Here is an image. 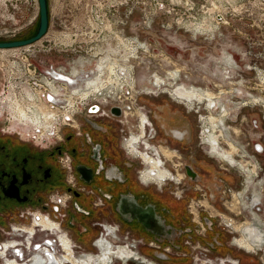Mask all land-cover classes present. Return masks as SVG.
<instances>
[{"label": "rangeland", "instance_id": "374dc122", "mask_svg": "<svg viewBox=\"0 0 264 264\" xmlns=\"http://www.w3.org/2000/svg\"><path fill=\"white\" fill-rule=\"evenodd\" d=\"M205 1L47 0L48 28L34 46L39 49L42 48L41 45H46L45 41H50L51 47L55 48L52 44L53 38L61 35L58 40L63 43L60 44L62 48L74 49L84 54L90 43L99 48L106 41L112 48H116L119 41L113 35L119 32H122L126 41L138 44L134 55L103 57L106 66L110 63L113 65V59H117L124 68H128V73H132L134 86H126L118 93L121 100H118V94L111 95L114 98H107L108 101L99 106L104 111L115 105L123 109L120 119L125 122L124 128L127 129L123 135L125 139L133 134L137 135L139 113H144L147 118L150 116L156 123H160L177 117L182 120L188 112L187 121L193 128L196 139L192 140V145L189 144L193 148H188L185 154L179 153L175 147L172 148L175 151L171 158L175 169L173 174L180 178V182H171V187L162 188L164 193L169 195V192L186 190L182 197L187 205L193 206L191 209H204L225 230L228 228L221 223L225 218L232 221L235 227L253 225L260 231L264 243V0H216L220 4L214 2L215 0H207L213 4H205ZM37 11V4L31 2L26 5L18 2L11 4L9 13L14 14L15 20L12 28L18 31L10 39L31 37L39 17L32 23L28 22ZM1 14L0 12V18ZM22 23L25 26L19 27L23 26ZM2 28L0 22V30ZM91 49V52L96 50L94 47ZM9 51L10 49H0V65L5 66L4 60L9 58ZM88 55L71 57L52 51L42 54L39 59L61 67L65 72L72 66L71 71H77L75 74L78 75L82 68L86 73L90 69L94 70L93 67L100 58ZM84 60L86 62L82 66ZM1 73L0 70V82ZM156 78L160 79L158 86L155 84ZM179 86L199 92L203 100L206 92H209L213 95L214 103L184 101L179 104L178 100L165 92L173 91ZM107 89L106 93H111ZM0 96V103L9 104L3 100L1 88ZM22 97L25 99V95ZM11 115L12 124L17 118L13 112ZM211 116L222 119V123L217 120L218 130H214L215 134L224 132L218 137L219 146L227 151H232L231 147H235L232 152L233 159L239 162L244 168L243 171L247 167L252 169L255 165L257 176L246 179L237 166L231 167L216 158L211 154L209 146L197 139L200 131L209 130L206 122ZM200 117L202 119L199 121ZM13 127H18L23 133H30L35 129L24 130L19 125ZM146 129L144 140L149 142L148 127ZM138 147L140 151H147L152 155L140 142ZM130 152L132 160L142 162ZM221 153L227 154L224 150ZM191 156L198 160L194 169L202 176L197 184L187 181L181 169L184 163H189ZM169 164L170 162H166L164 167L170 168ZM139 169L144 171V165ZM246 184L249 188L248 202L247 207H244L240 203L243 202L242 197L238 198L236 194L232 197V194L240 193ZM254 192L259 194V213L255 211L256 206L251 205ZM228 233L229 247L219 251L228 254V257L231 254L229 258L221 257L226 260L224 264H233L232 260H236L237 264H264L263 249L248 253L238 246L233 247L231 238L240 235V232ZM113 239L114 235L109 234L108 240L111 242ZM135 239L129 237L128 241ZM124 241L127 242L125 238ZM141 247L150 257L152 254L157 257L162 252L158 248L144 245Z\"/></svg>", "mask_w": 264, "mask_h": 264}, {"label": "flooded vegetation", "instance_id": "af4514ba", "mask_svg": "<svg viewBox=\"0 0 264 264\" xmlns=\"http://www.w3.org/2000/svg\"><path fill=\"white\" fill-rule=\"evenodd\" d=\"M26 38L29 37L20 39ZM178 88L187 90L194 100L208 103L206 95L203 100L199 92L183 86L174 90ZM173 91L165 90L179 104L187 100L173 96ZM12 100L24 104L21 98ZM106 111L100 106L87 109L86 115L78 117L71 127L59 130L53 143L46 146L9 132L5 117L0 116V264H107L114 262L115 256L132 255L126 249L110 252L113 244L129 237H137L144 246L162 249L158 255L162 257L155 258L161 264H217L228 255L219 252L229 247L228 231L220 228L204 209H191L193 206L182 197L186 190L169 195L163 191L171 182H180L178 176L170 175L175 170L172 148L185 154L196 139L187 121L188 112L182 120L177 117L160 123L143 113L140 124L145 119L150 124L148 142L144 140L146 127L141 139L139 122L137 135L126 141L123 135L127 129L120 119L123 109L119 105ZM7 113H11L8 108ZM197 139L204 141L216 158L237 166L246 179L257 176L255 165L252 169L246 166L244 171L240 164L236 165L232 157L235 147L227 151L218 142L200 138V134ZM139 142L151 154L157 153L163 167L170 162L168 170L164 167L169 175L162 182L155 176L157 171L154 173L141 159ZM223 150L229 157L221 156ZM129 151L142 162L132 160ZM142 164L145 170L141 174ZM196 165L198 160L191 156L181 168L187 181L194 184L202 177L194 169ZM248 189L246 184L239 195L241 205L246 207ZM252 199L251 204L257 206L259 194L252 193ZM252 226L235 227L240 235L234 236L233 247L248 253L264 250L263 239L256 238L254 242L247 236L245 231ZM109 234L114 235L111 242ZM239 240L251 248L239 245ZM231 262L237 264L236 260Z\"/></svg>", "mask_w": 264, "mask_h": 264}, {"label": "built area", "instance_id": "2783aa9c", "mask_svg": "<svg viewBox=\"0 0 264 264\" xmlns=\"http://www.w3.org/2000/svg\"><path fill=\"white\" fill-rule=\"evenodd\" d=\"M17 2L18 4L25 5L30 4L31 2V4H37L38 6L37 0L36 2H34V0H1L0 12L2 14L0 22L3 25V28L2 30H0V41L15 40L14 38H10L15 37L14 35L18 30L16 28H12L15 20L13 16L14 14L9 13V8L11 7V4H17ZM214 2L220 4L216 0ZM207 3H209V1L206 0L205 4ZM209 4L213 3L210 2ZM227 4L229 3L227 2ZM38 12L39 9L37 11V14L28 23H32V21L35 20V18L38 16ZM100 23L102 24L103 22L101 21ZM22 24L23 26H18L24 27V23ZM59 38H61V35L55 36L53 38L52 44L53 46H55V48L51 47L50 41H45L46 45H41L42 48L37 49L34 46V44L38 42L37 41L28 46L19 47L17 49H10V51L7 53V55H9V58L4 60L5 66L0 65V70L2 71L0 88L3 91L4 101L10 103L11 99H20L23 94L25 95L26 102H32L28 95H33L36 96V102L38 104H41L43 106L42 108L45 111L52 110L53 116L51 115V117L48 118L47 123L42 124L41 127L38 126V128H35L33 132L23 133L18 127H13V130L11 129L13 125L10 123L11 120L8 116L6 105L5 103H0V116H4L6 119L5 128L8 129L9 132L18 134L28 141H33L41 146H46L53 143V140L58 134L59 130L66 127H71L78 117L86 115L85 112L87 111V109L105 104L108 101L107 98H113V96L111 95L120 93L124 87L121 86V84L125 82L123 79L129 76V73H125L124 70H122L120 67L115 66V72L111 74L112 80L111 82H107L104 81V79H107L105 78L107 75L102 74V69L97 68L98 64L95 65L94 70L90 69L87 71V73L86 70L84 71V69L82 68V72L77 75L75 74L76 72L71 71L72 66L69 68L68 72H65L61 67L54 66L52 63H47L39 59L42 54L50 53L52 51L71 57L79 56L80 54L84 57H86L87 54H89L88 56L94 58L100 57L97 63L101 60V58L105 56H122L125 53L123 46L124 44L122 42L126 41V38L123 36L122 32H119L117 34L115 33V35H113V38L119 41L120 47H118L119 45H117L116 48H112L111 44L105 41L106 39H102L105 42L100 45L99 48L96 44L91 45L90 43V46L84 54L83 52H78L77 50H75V52L74 49L62 48L60 44L63 43L58 40ZM96 38L98 39L99 37L96 36ZM129 43V46H134V49L136 51L138 44H134L133 41ZM70 46L72 47V44ZM91 47H94V49L96 50L94 52H91ZM85 62L86 60L83 61L82 66H84ZM97 77H100V80H96ZM91 78L95 80L94 86H92L91 84L88 86L87 82H89ZM115 79L117 81H115ZM83 80H85L84 82H86L87 85L85 91H82L84 85ZM98 81L101 82L99 83ZM11 83H14V87H11ZM102 83L106 84L102 86ZM106 86L109 87L108 89L111 90V93H106ZM51 88H53L54 91H52ZM129 88H131L130 85ZM117 98L118 100H121L120 96ZM4 108L5 112H3ZM200 118L199 121L201 120ZM149 125V122H147L145 127H148V129H150ZM202 133L203 132L200 131V138L202 136ZM129 138L126 139V141H128ZM172 174L173 173H171L170 175ZM164 182L165 181H163V183ZM166 182L168 183L169 180H167ZM235 194L239 193H233L232 197H234ZM255 211L259 213L261 212V208L257 205L255 207ZM221 223L223 227L228 228L227 231H229L231 234L236 232L234 223L232 221L225 218ZM114 232L116 231L113 230V234H115ZM233 239L234 236L231 238V243H233ZM126 241L127 242L124 241L117 245L113 244L111 246L110 252L113 253L114 251L116 252L118 250L126 249L127 251H130L132 255L125 258H117L114 255V262L113 260H110L107 264H161L157 260L158 258L155 257V254H152L151 257L142 254L141 246L143 244L139 240L135 239ZM148 247L155 248L156 246L149 245ZM225 261V259L220 258L219 262L224 264ZM208 264L213 263L208 262Z\"/></svg>", "mask_w": 264, "mask_h": 264}, {"label": "bare ground", "instance_id": "6f19581e", "mask_svg": "<svg viewBox=\"0 0 264 264\" xmlns=\"http://www.w3.org/2000/svg\"><path fill=\"white\" fill-rule=\"evenodd\" d=\"M231 2H232V0H231ZM215 5V4H214ZM216 9V8H215ZM218 9V8H217ZM216 14V13H215ZM214 17V16H213ZM223 19H225V18H223ZM216 20V19H215ZM188 22V21H187ZM191 22V21H190ZM216 22V21H215ZM225 22V21H224ZM196 23V22H195ZM186 24V23H185ZM218 24V23H217ZM207 25V24H206ZM209 25V24H208ZM182 26H183V24H182ZM194 26V25H193ZM210 26V25H209ZM208 26V27H209ZM190 27V26H189ZM188 27V28H189ZM112 28V27H111ZM212 28V27H211ZM106 30H107V28H106ZM114 30V29H113ZM193 30V29H192ZM201 30V29H200ZM214 30V29H213ZM108 31H109V29H108ZM110 31H112V30H110ZM198 31H199V29H198ZM113 32V31H112ZM106 35V34H105ZM213 35V34H212ZM51 37V36H50ZM64 37V36H63ZM66 37V36H65ZM49 39V38H48ZM52 39V38H51ZM124 45V51H125V53H124V55H123V57L124 56H127L128 54H132V55H134L135 54V49H134V46H129L130 45V43H129V41H127V42H122ZM137 45V44H136ZM127 53V54H126ZM111 55H109V57H110ZM107 56H105L104 57V59L106 58ZM130 57V56H129ZM110 58H112V57H110ZM115 58V57H114ZM128 58V57H127ZM126 58V59H127ZM103 58H101V60L97 63L98 64V69L100 68V69H102V74H106L107 76L105 77V78H107V79H104V81H107V82H111V80H112V77H111V74H113L114 72H115V70H114V68H115V66H118V67H120L122 70H124V72L125 73H128L129 71V69L128 68H124V66L117 60V59H113V61H114V63L112 62V64L113 65H111V63L109 64V65H105V60H104ZM125 59V60H126ZM94 61H96V60H94ZM106 61H108V60H106ZM126 64V63H125ZM128 66V65H127ZM126 66V67H127ZM93 67V66H92ZM94 68V67H93ZM80 70V69H79ZM82 71V70H81ZM76 73H77V71H76ZM131 73V72H130ZM8 75H9V72H8ZM96 80H100V77H97L96 78ZM125 82H123L122 84H121V86L123 87V88H125L126 86H128L129 87V85L131 86V87H133L134 86V79H133V77H132V73L131 74H129V76H127V77H125L124 79H123ZM155 80V84L157 85V84H160V79L158 78H156V79H154ZM85 80H83V82H84ZM94 79L93 78H91L90 80H89V82H87L88 83V86L91 84L92 86H94ZM115 81H117L116 79H115ZM261 81V80H260ZM82 82V83H83ZM99 83L101 82V81H98ZM82 83H81V85H82ZM161 83H162V81H161ZM104 84H106V83H102L101 85L103 86ZM164 85V84H163ZM78 86V85H77ZM158 86V85H157ZM11 87H14V83H11ZM86 88H87V85H86V82H84V85H83V90L82 91H85L86 90ZM96 88V87H95ZM106 88H109V87H107L106 86ZM52 89V91H54V89L53 88H51ZM127 89V88H126ZM107 90H109V89H107ZM122 92V91H121ZM174 92L176 93V95L179 97V98H184V99H187V100H185V101H189V102H192V101H198V99H196V100H194L193 99V97L190 95V94H188L189 92L187 91V90H184V89H176V90H174ZM208 93L209 92H207V94H206V100H208V103L209 104H211L212 103V94H210L209 93V95H208ZM23 95V94H22ZM119 95V94H118ZM29 97H30V99L32 100V103L31 102H26L25 101V99H24V97H22L21 96V99H23V102H24V104H19L17 101H13L12 100V102H10L9 104H5L6 105V107L11 111V112H13L14 113V115H16L15 116V118H17V119H15V121L12 123V125H19L22 129H24V130H29V129H32V128H38V126L39 127H41V125L42 124H45V123H47V120H48V118H50L51 117V115L53 116V113H52V110L51 111H45L42 107V105L41 104H38L37 102H36V96H33V95H28ZM200 96L202 97V95L200 94ZM114 98V97H113ZM198 102H204V101H198ZM11 103H13V104H11ZM260 104V103H259ZM226 114V112L224 111L223 112V115H225ZM143 115V113H139V116H142ZM10 118H11V121H12V119H13V116L11 115V113H10ZM213 116V115H212ZM209 117L208 119H207V126H208V128H209V130L208 131H202L203 133H202V136L204 137L205 136V139H206V141L208 142V143H214V144H216V142H218V137L217 136H219V135H221V133H219V134H215V132H214V130L216 129V126H218L217 124H218V121L217 120H219V122L222 120V119H216L215 117ZM221 118H223V117H221ZM200 119H202V118H200ZM11 121H10V123H11ZM138 122H139V131H140V133H141V139L143 140V133H144V131H145V125H146V123H147V121H146V119H145V121H144V124H140V118L138 119ZM206 126V127H207ZM15 128V127H14ZM12 129H13V126H12ZM216 130H218V129H216ZM33 132V131H32ZM133 138V137H132ZM232 148V147H231ZM234 149L232 148V151H233ZM164 153H166L164 150H162ZM221 156H223L224 158L225 157H229L227 154H222ZM141 159L142 160H144V162L146 163V164H149L150 165V167H152L153 169H154V173H155V171H157V174L158 175H155V176H157L156 178L158 179V180H160V182H162V180H165L166 179V177L169 175V172L167 171V170H165L164 169V167H163V162L161 161V159L157 156V153H156V155H154V154H152V155H150V154H147V153H145V152H142L141 151ZM231 160H232V158H230ZM234 162L236 163V165H238L239 163L234 159ZM165 173H166V175H165ZM239 195H240V193L239 194H236V196L239 198ZM256 204V203H255ZM254 203H253V205H252V207L255 205ZM245 206V205H244ZM246 207V206H245ZM251 207V208H252ZM250 208V209H251ZM253 210V209H252ZM246 232V234H247V236L251 239V240H253L254 242L256 241V238L258 239V240H260V239H262V237H261V234L258 232V231H256V227H254V226H252V227H250V228H248V230H246L245 231ZM238 243H239V245H244V246H246V247H248V249H250L251 248V246H250V244H247V243H242V241H238ZM130 264H134V263H130Z\"/></svg>", "mask_w": 264, "mask_h": 264}, {"label": "water", "instance_id": "95a60500", "mask_svg": "<svg viewBox=\"0 0 264 264\" xmlns=\"http://www.w3.org/2000/svg\"><path fill=\"white\" fill-rule=\"evenodd\" d=\"M38 3V27L35 34L26 39L0 41V49H12L31 45L39 41L46 33L48 28V5L47 0H37ZM162 256H157V258Z\"/></svg>", "mask_w": 264, "mask_h": 264}, {"label": "trees", "instance_id": "16d2710c", "mask_svg": "<svg viewBox=\"0 0 264 264\" xmlns=\"http://www.w3.org/2000/svg\"><path fill=\"white\" fill-rule=\"evenodd\" d=\"M37 27H38V21H37V24H36V29H35L34 33L31 36H33L35 34V32L37 30Z\"/></svg>", "mask_w": 264, "mask_h": 264}]
</instances>
